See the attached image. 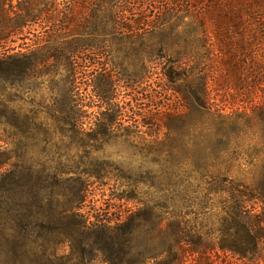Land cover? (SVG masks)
Here are the masks:
<instances>
[{
	"label": "trees",
	"instance_id": "trees-1",
	"mask_svg": "<svg viewBox=\"0 0 264 264\" xmlns=\"http://www.w3.org/2000/svg\"><path fill=\"white\" fill-rule=\"evenodd\" d=\"M146 6L152 7L150 15ZM143 26L151 29L150 34L135 30L142 31ZM36 31L41 32L33 34ZM30 35L36 38L33 47L23 43L19 51L9 48ZM108 37L113 40H105ZM117 41V47H124L113 50ZM258 46L264 47V0H0V77L12 62L13 74L38 64L31 58L37 50L57 51L65 60L72 79L66 80L63 110L68 150L84 149L96 141L94 125L84 128L74 89L82 81L79 75L89 72L103 54L140 50L165 59L166 91L178 101L177 111H164L162 121L172 136L184 126L176 114L212 120L210 79L222 78L229 89L245 87L252 94L257 87L248 77L258 74L262 80H256L257 85L264 88V70L257 73L251 68ZM242 54L248 61H244L246 81L241 77ZM53 57H44L40 64ZM24 58L25 62L18 61ZM260 65L264 67V59ZM115 81L106 79L98 88L94 81L85 83L101 99L99 91L107 92ZM246 103H251L250 95ZM211 122L217 132L226 127ZM113 126L114 121L102 125L106 130ZM6 167L11 170L0 173V264H59L57 253L49 250L48 237L62 235L63 228L77 237L92 232L93 249L103 264H216L228 257L245 264L264 261V161L257 173L242 170L234 176L227 171L221 182L207 185V199L216 198L221 205V224L214 238L185 226L167 201L156 214L154 227L142 210L120 211L116 219L89 223L79 206L87 186L72 191L60 207L58 200L52 204L48 198L58 199L61 184L53 183L46 170L12 164L11 157L0 153V172ZM199 174V180L206 176Z\"/></svg>",
	"mask_w": 264,
	"mask_h": 264
},
{
	"label": "rangeland",
	"instance_id": "rangeland-1",
	"mask_svg": "<svg viewBox=\"0 0 264 264\" xmlns=\"http://www.w3.org/2000/svg\"><path fill=\"white\" fill-rule=\"evenodd\" d=\"M16 6L14 2L13 7ZM146 9L150 15L152 7ZM143 28L135 30L150 34L151 29ZM28 37L10 43L9 48L19 51L23 43L33 47L36 38ZM118 43L114 42L113 50L124 47H117ZM51 52L35 51L31 58L38 64L25 73L13 74L12 62L0 77V153L11 157L12 164L43 168L53 183L60 182L58 199L50 196L49 203L56 204L58 200L63 207L72 191L87 186L85 199L79 206L89 223L116 219L120 211L142 210L154 227L155 216L167 201L169 210L185 226L214 238L221 224V205L216 198L207 199V185L221 182L227 171L234 176L242 170L252 174L263 166L264 88L256 80H262L257 73L264 70L260 65L264 47L258 46L256 63L251 66L257 75L248 77L257 87L252 94L245 87L239 91L229 89L222 78L210 79L213 115L209 119L226 126L218 128L221 132L215 130L208 118L204 121L199 116L179 113L176 117L184 121V126L172 136L162 127L164 111H177L178 106L164 84L165 59L158 53L148 55L140 50L103 54L87 69L89 72L79 75L82 81L79 84L78 80L74 89L84 128L89 129L92 123L96 137L87 148L76 150L65 147L67 140L63 136L65 84L71 74L63 56ZM49 55L54 57L40 64ZM244 58L242 54L241 77L246 81L244 61H248ZM106 79L116 81L110 91H99L101 99L98 94L95 96L94 87L85 83L94 81L92 85L98 88ZM106 95L108 101L102 99ZM249 95L250 104L246 103ZM111 121H114L112 128L102 127ZM10 170L6 167L0 173ZM201 171L206 176L199 180ZM255 210H260L259 205ZM94 240L92 232L77 237L63 228L60 236L50 234L48 247L51 253H57L59 264H103L97 260ZM85 241L89 243L87 247L83 246ZM224 260H217L216 264H245L231 257Z\"/></svg>",
	"mask_w": 264,
	"mask_h": 264
}]
</instances>
